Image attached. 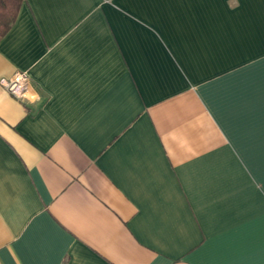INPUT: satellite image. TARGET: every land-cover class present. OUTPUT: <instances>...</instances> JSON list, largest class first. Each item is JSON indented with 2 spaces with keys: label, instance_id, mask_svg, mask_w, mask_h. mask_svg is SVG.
I'll list each match as a JSON object with an SVG mask.
<instances>
[{
  "label": "crops",
  "instance_id": "1",
  "mask_svg": "<svg viewBox=\"0 0 264 264\" xmlns=\"http://www.w3.org/2000/svg\"><path fill=\"white\" fill-rule=\"evenodd\" d=\"M0 264H264V0H24Z\"/></svg>",
  "mask_w": 264,
  "mask_h": 264
},
{
  "label": "trees",
  "instance_id": "2",
  "mask_svg": "<svg viewBox=\"0 0 264 264\" xmlns=\"http://www.w3.org/2000/svg\"><path fill=\"white\" fill-rule=\"evenodd\" d=\"M24 0H0V38L3 37L15 21Z\"/></svg>",
  "mask_w": 264,
  "mask_h": 264
},
{
  "label": "built area",
  "instance_id": "3",
  "mask_svg": "<svg viewBox=\"0 0 264 264\" xmlns=\"http://www.w3.org/2000/svg\"><path fill=\"white\" fill-rule=\"evenodd\" d=\"M6 89L16 97L23 98L26 96L30 87V77L27 71H17L9 79H3Z\"/></svg>",
  "mask_w": 264,
  "mask_h": 264
}]
</instances>
